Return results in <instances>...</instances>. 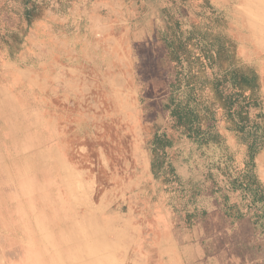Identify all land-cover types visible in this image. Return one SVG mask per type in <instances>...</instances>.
<instances>
[{"label":"rangeland","instance_id":"obj_1","mask_svg":"<svg viewBox=\"0 0 264 264\" xmlns=\"http://www.w3.org/2000/svg\"><path fill=\"white\" fill-rule=\"evenodd\" d=\"M32 1L0 0V264H264L221 172L264 195V0ZM180 66L219 147L180 135Z\"/></svg>","mask_w":264,"mask_h":264},{"label":"trees","instance_id":"obj_2","mask_svg":"<svg viewBox=\"0 0 264 264\" xmlns=\"http://www.w3.org/2000/svg\"><path fill=\"white\" fill-rule=\"evenodd\" d=\"M26 3H29V5L24 7L22 17L27 26H29L37 17L39 11L35 1L25 0V4ZM18 41H21V39H18ZM167 44L173 57L178 63H180L178 51L182 48L181 45L175 46L171 41H167ZM180 67V72H175V84L179 83L181 95L177 98H174L172 95L169 97V101L173 103L172 112L177 119V124L180 128V135L185 136L192 142L203 145H208L213 142L216 144V147H219L221 144L220 135L214 131L212 126L203 125L204 119H208L206 114L208 106L204 103L202 95L198 92L193 76L189 71L185 70V68L182 69V66ZM166 144L169 145V141H167ZM223 149H226V147ZM255 153L256 151H254L253 147L249 145L247 154L249 155L250 165H253ZM224 162H226V159H222L221 163ZM227 169L228 167L225 165L223 169H221V172L232 190L249 193L253 197V201L263 198L264 195L262 191L259 190V185H256L254 176H251L248 172H244L233 177L227 172ZM227 216H230L229 212L227 213ZM243 216L244 214L238 213L233 217L235 219H240Z\"/></svg>","mask_w":264,"mask_h":264},{"label":"bare ground","instance_id":"obj_3","mask_svg":"<svg viewBox=\"0 0 264 264\" xmlns=\"http://www.w3.org/2000/svg\"><path fill=\"white\" fill-rule=\"evenodd\" d=\"M94 68V67H93ZM105 88H106V85H105ZM109 93V92H108ZM90 128V127H89ZM80 131V130H79ZM126 144V143H125ZM130 155V154H129ZM129 157V156H128ZM63 257H65L64 255H63ZM68 258H69V256H68ZM61 261V263L62 264H64V262H63V260H60Z\"/></svg>","mask_w":264,"mask_h":264}]
</instances>
